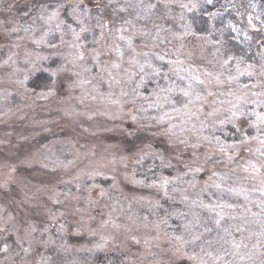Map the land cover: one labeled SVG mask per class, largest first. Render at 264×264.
I'll list each match as a JSON object with an SVG mask.
<instances>
[{"label": "rangeland", "instance_id": "1", "mask_svg": "<svg viewBox=\"0 0 264 264\" xmlns=\"http://www.w3.org/2000/svg\"><path fill=\"white\" fill-rule=\"evenodd\" d=\"M59 2L65 5L59 9L64 25L79 32L74 20L79 13L67 7L77 0ZM129 2L137 4L83 0L89 31L75 41L65 26L57 30L56 20L47 21L58 0H0V264H212L202 248L222 255L241 241L247 247L241 245L239 255L224 259L231 264H264V186L255 177L245 183L238 175L211 180L204 168L207 160L191 150L203 149L210 140L205 134L199 136V144L193 143L195 135L206 130L208 119L220 122L230 116L210 115L214 95H207L213 88L204 73L222 68L215 44L196 35L189 22V14L200 5L144 0L157 7L141 11L128 8ZM121 7L127 10L121 12ZM238 7L253 17V25L263 28L264 35L257 6L242 0ZM98 21H110L111 31L96 27ZM120 28L126 30L117 31ZM258 43L262 65L253 75L262 82L264 38ZM40 74H47L50 82L34 89L31 82ZM193 75L207 85L201 92L203 86L193 82L201 99L207 97L203 112L196 111L201 103L195 96L194 104L183 107L180 89ZM151 129L165 131L174 140L176 133L188 136L185 143L178 139L184 150L173 148L180 158L171 163L177 166L176 177L160 176L144 185L135 177L144 168L142 151L153 148L162 157L172 148L168 135L152 139ZM135 154L137 161L131 164ZM253 157L245 168L264 175V169L256 173L250 167L259 168L264 150ZM164 199L179 205L177 221L186 216V224L167 227L173 232L166 233L165 222L154 215ZM217 202L236 208L224 210L237 219L226 220L221 229L213 224L212 213L201 207ZM206 226L212 231L206 232ZM193 236L200 239L188 242Z\"/></svg>", "mask_w": 264, "mask_h": 264}, {"label": "trees", "instance_id": "2", "mask_svg": "<svg viewBox=\"0 0 264 264\" xmlns=\"http://www.w3.org/2000/svg\"><path fill=\"white\" fill-rule=\"evenodd\" d=\"M181 1L200 5L199 9L189 14V22L196 35L208 38L215 44V50L220 54L218 64L220 65V61L223 59V54L225 53L235 57L228 68H222L221 72L220 70H215V73L208 76L212 82V93L214 95L212 98L214 102L210 109V113L215 109L216 113L222 112L226 114L229 112V109L234 108L233 105H237L238 109L240 108V112L244 109V115L239 116V119L234 122H229L227 119H223L220 122L216 119H208L209 123L206 130L201 129L198 136L196 137L195 135L196 139L194 138L193 141L195 142L193 143L199 144L201 141L199 136L205 134L210 136V140L208 143L206 142L203 144L205 146L203 149L193 148L191 150L196 151L201 157L207 160V167L204 168H206V171L209 173L211 180L214 179L217 182L220 178H225L220 176L222 174L231 178L238 175L239 178H242V180L247 183L250 178L255 177V179L258 180L257 182L263 187L264 175L255 174L253 172L250 173L251 171H245L244 169L245 165L254 162L256 158L254 159L253 156H255V153L259 149L264 150V145L260 143V139L264 138V125H260L259 127L254 126L259 124L256 113L264 114V108H262L259 103H254V101L258 99H264V96L259 95L260 93H264V81L260 82L254 75L249 76L247 74L249 70L254 74L262 65L261 44L258 42L264 38L263 28H258L259 31H256L253 28H247L243 24V22H245V24L250 26L248 24L247 15L238 11V2L242 0H214L213 5H205L204 0ZM245 3L253 7L257 6L258 11L256 12L257 14H255L256 19L259 18L260 23L264 24V0H245ZM229 23L233 24L238 31L232 32L228 27ZM245 33L251 37L250 40L245 39ZM237 61H239V68L242 74L236 72ZM250 65L252 66L251 68H249ZM218 68L220 69L221 67L218 66ZM229 69L231 70V75L237 77L231 84L227 83ZM221 73L222 75H220ZM216 75H220L221 85H217L213 80V77ZM48 82H50V79L47 74H40L37 78L35 77L30 86L34 89H39L43 88ZM253 93L257 95L254 96ZM146 124L151 128L156 127L153 123ZM149 133L152 135V139L156 137L161 139L163 138V134L164 138L165 135H168L167 138L170 140L172 148L171 152H169L170 155L163 154L162 157H160V155H158L159 153H156L153 148L142 151L145 157H140V159L144 160L141 166L144 168L140 169V173H135V177L136 179L139 178L144 185H147L160 176H165L166 178L176 177L177 166H175V164L171 165L172 162H177L176 158L178 157L175 156V150L185 149L181 146L178 139H180V141H187L188 136L183 132L180 134L176 133V140H174L173 137L170 134H166L165 131L162 134L151 129ZM187 144L189 143L187 142ZM173 148H175V150ZM147 151L152 153L145 154ZM229 153H231V155H228ZM229 157H232V159H229ZM137 158L138 155L135 154L131 164L133 161L136 163ZM201 161L202 160L198 163L200 164ZM261 162H264V159ZM255 163L257 162L255 161ZM190 165L193 170L194 164L190 163ZM180 211L177 202L172 203L164 199L159 208L154 211V215L163 223L165 222V231L167 233L174 231V229H167L170 225L174 228L183 225V223L186 224L185 214L184 218L180 220L181 222L177 221V219L179 220L178 213H180ZM230 233L235 234L237 232H233L232 230Z\"/></svg>", "mask_w": 264, "mask_h": 264}, {"label": "snow or ice", "instance_id": "3", "mask_svg": "<svg viewBox=\"0 0 264 264\" xmlns=\"http://www.w3.org/2000/svg\"><path fill=\"white\" fill-rule=\"evenodd\" d=\"M109 3H111V0H109ZM204 4L205 5H213L214 4V0H204ZM181 7H184V8H188L189 5L188 4H181L180 5ZM65 5L62 3V2H59L58 0V4H57V8L55 11H53L50 15L47 16V21H52V20H56L57 23L55 25L56 29L59 30L62 28V26H65L64 25V21L61 19V16H60V11L59 9L60 8H64ZM67 7H70L72 8V13L75 14V13H79V17L76 18L74 16V20H75V23L76 25L79 26V32H77V29L72 27L71 24H68L66 25L65 27L67 28V30L69 32L72 33L73 37H74V40L75 41H79L81 39V33H84V32H87L89 31L88 27L86 26L85 24V18L89 15V10L86 9L84 6H83V0H77V3H75L74 5H68ZM135 7H139L141 9V11H143L144 9H148V10H151V9H155L157 7V5L155 3H147L145 4L144 0H137V4L136 5H133L131 2H129L128 4V8H135ZM191 7H196V5H191ZM127 9L124 8V7H121L119 9V11L123 12V11H126ZM41 20H45V16L42 15L40 17ZM259 19V18H257ZM253 21V17L249 16L248 17V24L250 26L253 27L254 30L256 31H259V29H257L255 27V25H253L252 23ZM110 21H105L103 23V25L100 24V22L98 21L97 22V25L96 27H102V28H107L109 29V31H111V28H110ZM125 23H131V21L129 20H125ZM228 27L229 29H231L232 32H237V28L229 23L228 24ZM126 29L124 28H120V29H117V31L119 32H123L125 31ZM101 35H103V32L100 33ZM120 39H123V36H120L119 37ZM245 39H251V37H249L247 35V33H245ZM129 45H131L132 41L129 40L128 41ZM123 55V53H121V56ZM145 56H147V53H144ZM79 56V59L83 60L84 59V56L82 53H79L78 54ZM158 59H163L162 56L160 57H157ZM235 59L234 56H231L227 53L223 54V59L220 61V66L221 68H228V66L231 64V62ZM118 66V65H117ZM148 67L151 68L152 65L151 64H148ZM252 66L250 65L249 68H251ZM262 68H264V66H262ZM140 71L143 72L144 71V68L143 66H141L140 68ZM236 72L237 73H240V68H239V61H237V68H236ZM153 73L157 76L160 75V72L158 69H153ZM249 76H252L253 75V72L252 71H248L247 73ZM205 76H211L212 74L209 73V72H205L204 73ZM222 75V73L220 74ZM220 75H216L213 77V80L216 82L217 85H221L222 82H221V79H220ZM261 76H264V70L261 71L260 73ZM181 80H184V77L181 76L179 77ZM237 79L236 76L234 75H231V70L229 69V76L227 77V83L228 84H231L233 81H235ZM193 82L196 84V85H201L203 86L201 92L205 89H207V85L205 84V80L199 78L198 76H191L189 82L187 83V87L186 88H181L180 89V93L181 95L185 98V102L183 104V107L185 109H187L189 107V105H192L194 104L196 101H199L201 103V106L198 107L196 109L197 112H203V100H206L207 97L204 96L203 97V100L201 99V92H197L195 89H194V84ZM162 91H169L171 92L172 89H162ZM208 96H211L213 95V93L211 91H208L207 93ZM254 96H256L257 94L256 93H253ZM260 96H264V93H260L259 94ZM193 96L196 97V101L193 100ZM165 99L169 100V102H171L170 100V97H165ZM254 103H259L260 106L262 108H264V99H258L257 101H254ZM234 108H237V112H234L232 111L231 109H229V113H230V116H226L225 119L229 120V122H234L236 120L239 119V116H242L244 115L243 112H239V115H238V106L237 105H233ZM216 114V110L214 109L212 113H210V115H215ZM165 115H168L167 113H165ZM256 116H257V120L259 122V124H256L254 126L256 127H259L260 125H264V114H261V113H256ZM161 120H163V118H161ZM235 126V124H234ZM167 131H171V129H166ZM186 141L184 140H181V143H185ZM260 143L262 145H264V138H261L260 139ZM229 159H232V157H229ZM250 167L254 170V172L256 173H259L261 169H264V162H262L259 166V168L257 167L256 164H251ZM245 171H248V168H245ZM223 179V178H221ZM165 184H167V181H165ZM213 187L217 188V189H220L221 188V185L220 184H213L212 185ZM228 192H231V193H234L236 195H241V193H237L236 190L234 188H228L227 189ZM243 191V190H242ZM261 195L264 196V189H261ZM248 197L247 196H243V199H247ZM201 207L208 211L209 213H212V222L213 224L215 225L216 228L218 229H221L223 227V223L226 221V220H235L237 219V217L235 215H226L225 214V209H228L229 212H235L236 211V208H235V205L233 204H226V203H223V202H217L215 204H203L201 203ZM217 209H219V211H217ZM247 210V209H246ZM261 211L264 212V207L261 208ZM186 228H188V226L186 225L185 226ZM223 230L225 232L228 231L227 228H223ZM237 230L238 231H244L243 228H241L239 225H237ZM205 231L206 232H211L212 231V228H209V227H205ZM262 235H264V233H262ZM178 240H183V237H177ZM200 237L199 236H193L191 238L190 241L188 242H191V243H195L197 240H199ZM223 239V237H222ZM209 243H211V241H209ZM241 245H243V247H247L246 244H243V241H241L240 244H236V243H232V249L233 251L229 252V250L225 249L223 254H219L217 253L216 255H213V253L211 252H207L205 251V249H201L202 252H205V255H207L209 257L210 260H212V264H231L230 261H227L224 259L225 256L227 255H233V256H236V255H239L240 254V247ZM191 259L195 260L196 257L195 256H191L190 257ZM243 255H240V259L243 260ZM201 264H206L205 261L201 260Z\"/></svg>", "mask_w": 264, "mask_h": 264}]
</instances>
